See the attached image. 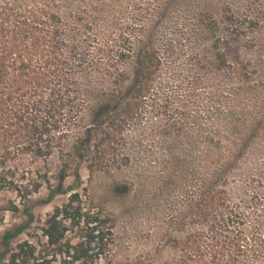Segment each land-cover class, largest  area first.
<instances>
[{"label": "rangeland", "instance_id": "1", "mask_svg": "<svg viewBox=\"0 0 264 264\" xmlns=\"http://www.w3.org/2000/svg\"><path fill=\"white\" fill-rule=\"evenodd\" d=\"M6 1L12 0L0 3ZM54 1L66 29L76 18L89 37H77L85 66L78 88L92 105L119 90L124 103L138 105L124 118L104 170L91 175L88 164L79 166L84 207L114 220L102 263L232 264L230 245L217 255L212 246L235 233L210 228L216 222L205 215V197L225 204L245 237L252 229L264 235V119L253 126L250 113L251 105L264 102V0H78L75 8ZM114 43L133 51L119 84L110 76ZM137 71L142 76L133 88ZM18 164L33 174L48 172L52 185L63 168L57 154L45 163L21 157ZM73 168L64 187L74 183ZM47 194L43 186L29 200L35 222L12 248L41 240L46 215L67 200L38 202ZM25 220L19 198L1 193L0 235ZM257 259L244 257V263Z\"/></svg>", "mask_w": 264, "mask_h": 264}, {"label": "trees", "instance_id": "2", "mask_svg": "<svg viewBox=\"0 0 264 264\" xmlns=\"http://www.w3.org/2000/svg\"><path fill=\"white\" fill-rule=\"evenodd\" d=\"M64 1L73 2L75 8L78 0ZM65 24L66 18L54 0L0 3V194L14 193L26 218L0 235V264H103L113 241L114 220L97 207H84L78 191L79 166L88 164L85 168L91 175L96 169L104 170L106 156L113 152L111 146L119 141L124 118L134 115L138 105L124 103L121 90L92 105L90 95L78 88L80 69L85 66L77 37L83 36L86 41L89 37L76 18L70 29ZM66 34L70 36L67 43ZM117 44L113 45L118 53L111 66L115 73L110 74L114 84L125 79L133 52ZM135 75L133 88L140 84L142 72ZM250 109L255 126L264 119V102ZM54 154L63 164L55 185L50 184L48 172L33 174L18 164L25 156L45 163ZM70 166H74L70 171L74 183L64 187ZM43 186H47L48 194L38 201L41 204H49L58 196H66L67 200L46 215L39 229L42 242H22L12 248V242L34 224L28 203ZM213 197H205L209 202L205 215L216 222L210 228L235 233L233 238L225 234L218 239L219 244L212 246L213 254H220L230 245L232 256L228 262L245 264L244 257L257 259L260 255L262 262L257 259L251 264H264V235L260 237V230L252 229L245 237L238 225L237 229L233 227L232 212L226 213L225 204H218Z\"/></svg>", "mask_w": 264, "mask_h": 264}]
</instances>
